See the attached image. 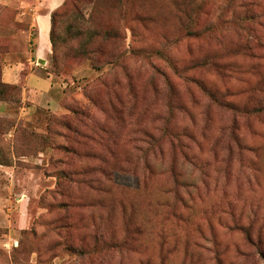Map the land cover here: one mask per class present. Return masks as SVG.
Returning <instances> with one entry per match:
<instances>
[{
	"label": "rangeland",
	"instance_id": "1",
	"mask_svg": "<svg viewBox=\"0 0 264 264\" xmlns=\"http://www.w3.org/2000/svg\"><path fill=\"white\" fill-rule=\"evenodd\" d=\"M57 1L0 0V69L29 61L37 19L48 14L50 21L64 3L59 40L70 36V23L77 25L71 33L87 29L74 19V3L101 34L91 58L73 57L84 35L60 41L59 75L50 51L42 64L33 61L51 80L34 72L27 85L48 92L47 102L22 90L17 103L8 101L0 125V264H214L210 242L223 264H264V0ZM190 16L197 37L184 32ZM230 17L238 24L223 22ZM41 32L43 43V23ZM158 48L229 105L211 103L164 61L143 55ZM205 57L228 68L191 67ZM153 66L174 89L169 129L181 133L187 157L163 138L147 168L137 149L168 119L166 87L151 78ZM130 224L140 229L127 245L102 248V239L120 240Z\"/></svg>",
	"mask_w": 264,
	"mask_h": 264
},
{
	"label": "trees",
	"instance_id": "2",
	"mask_svg": "<svg viewBox=\"0 0 264 264\" xmlns=\"http://www.w3.org/2000/svg\"><path fill=\"white\" fill-rule=\"evenodd\" d=\"M74 11L77 12V14L74 15V19H79L82 22L79 21V26L81 27H85L86 24V31H82V32H75V33H71V29L74 27H77V25H72L71 23L68 24L66 26L68 33L70 34L69 37L66 38H61V40H59V37L57 35H55L54 33V28L56 25V22L58 19L62 20V19H67L65 18L66 14H63L65 12H67V6H65L64 3V8L60 11H53L50 14V29H49V34H48V39H49V43H50V53H51V61H50V68H53V72H55L56 75L60 74V70H59V65L57 63V50H58V46L61 45L60 43L66 44L71 40H79V38H82L83 35L84 37L79 41L78 46L76 47L74 53H73V57H85V58H91L92 56L90 54L94 53L95 51H98V48L95 49L94 43L95 40L101 35L96 29L90 27L91 25L89 24L91 20L88 19H84L83 16L80 13V10L78 9V5L76 3H74L72 5ZM227 7L231 8V1H229L227 3ZM178 11L179 13L182 15V17L184 19L187 18L188 16V12H189V7L188 5H185V3L182 1L179 5H178ZM231 12H233V9H231ZM62 14V15H61ZM257 13H253L252 15H250L249 17H247L248 19H252L253 15H256ZM246 18V17H244ZM223 22H228V23H232L233 25H237L238 22H236V20L233 17H230L227 19V21H223ZM194 20L193 18L190 16L189 17V21L185 24L184 26V32L186 33V35H189L191 37H197L201 34L200 31H192L193 25H194ZM88 25V26H87ZM211 30L210 28H206V31ZM107 34V32H106ZM108 38H109V34H108ZM61 41V42H60ZM144 56H149V57H154L157 58L159 60L164 61V63L167 64V66H169L170 71L173 74H176L177 77L185 80V81H189L190 83L194 84L207 98L211 103H215L217 106H228L229 103L225 102L222 97L218 96L217 93L210 87L204 85L203 83H201L200 81L188 77L185 74H183V72L181 71V69H179L177 67V65L175 63L172 62V60L168 57L167 53L162 49V48H158V49H154L151 51H147L143 53ZM205 65H213L215 66L218 70L223 69L224 67H227L224 64H218L217 63V59L215 57H205L204 59H202L201 61H199V63L197 64H193L191 65V67H203ZM154 69V73L152 74V79L155 80L156 77H160L162 78V81L165 84L166 87V96L167 99L165 101V107H166V118L164 121V124L161 128V134L158 137H154V135L150 134V133H145L144 135V143L145 146L144 147H138L137 150H139V152L141 153V156L144 159H147L146 162V167L149 168V160L150 158L155 157L158 152H160L161 150V145H159V141L162 140L163 138H165V142L167 143V145L169 146L170 150L175 151V152H179L183 157H187V152H185V149H187V145L185 144V142L183 141V137H181V133L180 132H171L169 129V123L168 120L170 118V116L173 114V112L176 109L175 106V102H174V89L171 85V81L169 79V76L167 75L166 71L163 70L162 68L159 67H155L153 66ZM185 72V69H182ZM21 86L18 85H9V84H5L0 82V100H5V101H14L15 103H17L19 101V99L17 98V96L21 95ZM156 90V88H154ZM233 106V105H231ZM230 106V107H231ZM232 108V107H231ZM5 120L4 118H0V125H1V121ZM1 131V129H0ZM0 135L2 136V132H0ZM183 136H185L186 140L188 138V135H186L185 133H182ZM229 138L239 147L240 144L237 142V137L234 135V133L231 131L229 133ZM172 160L175 161V158L172 157ZM187 162H191V163H195L194 159L191 158H187ZM168 171L171 173L172 176V180L173 183L178 184L179 180L177 178L176 172L173 169L172 166H170V169H168ZM125 218V216H124ZM134 224H130L128 226L123 227V235L121 237L120 240L113 242V241H109V240H105L102 239L101 244H102V248L104 250L106 249H111V250H117L122 248L123 246L127 245V241L131 240V233H138L140 227L136 226L133 229ZM236 229H241L239 224L236 223L235 225ZM202 239L204 241H206L205 237H202ZM255 239H252V237L246 233V241L247 243L255 248V251L257 252V254L259 256H262V249L260 247V244H258V240L254 241ZM215 248L213 243L210 242V246L209 248H207L208 252H210L213 256H212V260L213 262L215 261L214 264H223V260L221 259L219 252L217 250H211V249ZM203 250L206 248H202ZM241 254H243L241 252ZM262 259H264V257L262 256ZM160 264H164V262L160 263ZM204 264V263H202Z\"/></svg>",
	"mask_w": 264,
	"mask_h": 264
},
{
	"label": "crops",
	"instance_id": "3",
	"mask_svg": "<svg viewBox=\"0 0 264 264\" xmlns=\"http://www.w3.org/2000/svg\"><path fill=\"white\" fill-rule=\"evenodd\" d=\"M58 1L54 0V3L56 4ZM46 18H48V14H46L45 16H41L40 18L37 19L38 22V34H37V41H36V46L33 50V52L31 53L32 55H30L29 57V61H27L26 63H24L25 65H23L22 63H13V62H5L2 64V67L0 69V82L5 83V84H9V85H18L21 86L22 88V95L28 98V93H29V97L34 99L36 102H40V101H48L45 100L48 97V92L46 93L45 90H39V89H31L28 85H27V81L29 79V77L34 73L37 72V68L32 67V65H35V63L33 61H36L39 64H42L44 62V59L46 58L47 53L50 51V43H49V39H48V31H49V18L46 20ZM42 19H44L42 21ZM42 23L44 25L45 28V39L42 43V39H41V28H42ZM29 68V70L26 71V74L24 75V68L25 67ZM38 75V72H37ZM40 76V75H38ZM42 78H45V80L50 81V77H46V76H40ZM49 88H52V85L49 86ZM8 107H9V102L5 101V100H0V118H4L7 117L9 115V111H8Z\"/></svg>",
	"mask_w": 264,
	"mask_h": 264
}]
</instances>
